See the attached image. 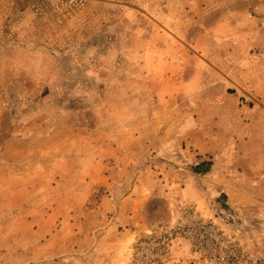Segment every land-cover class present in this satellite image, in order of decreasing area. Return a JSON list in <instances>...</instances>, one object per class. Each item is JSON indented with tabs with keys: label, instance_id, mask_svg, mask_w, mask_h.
Masks as SVG:
<instances>
[{
	"label": "rangeland",
	"instance_id": "rangeland-1",
	"mask_svg": "<svg viewBox=\"0 0 264 264\" xmlns=\"http://www.w3.org/2000/svg\"><path fill=\"white\" fill-rule=\"evenodd\" d=\"M2 21L0 264L264 258L247 162L264 0H0ZM169 118L229 155L197 156Z\"/></svg>",
	"mask_w": 264,
	"mask_h": 264
},
{
	"label": "crops",
	"instance_id": "crops-1",
	"mask_svg": "<svg viewBox=\"0 0 264 264\" xmlns=\"http://www.w3.org/2000/svg\"><path fill=\"white\" fill-rule=\"evenodd\" d=\"M5 27L6 21H2V23L0 22V34L3 32ZM254 40V42H251V152L249 153L251 160H247L251 166V252L259 251L260 248L256 249L253 246V240L258 235H261V231L264 229V55L259 53L257 54L256 52L252 51L253 44L258 43V39ZM204 76L207 75L196 71L192 78L188 80L187 86L195 87L194 90L191 91L192 94L189 96L190 101H205L208 98V88H205L208 85L206 82L200 81L201 77ZM211 84L215 85L214 88L219 91V93L224 90V86L221 83L212 81ZM211 99L214 102V100H216V96H213ZM212 104L213 103H211L209 106L214 107V104L213 106ZM239 113V109H234L232 111L233 116H230L231 122L228 121V123H240V120H238ZM198 118L199 116L197 117V120L201 122V125H208L209 121H207L206 117L200 116V119ZM227 120L228 117L223 115L222 121L219 120L217 125L223 124ZM214 122L215 119L212 120V124ZM168 124L177 125V131H175L174 135L181 134L183 130L181 129V124H183L182 121L179 119L169 118ZM183 134L185 137L187 136L186 143L189 150L193 149L196 155L199 157L206 158L207 156H215V161H218L220 160L219 157L221 155H229L227 152H230V149H220L222 147H219L217 144L212 146L215 147L214 149L209 146L207 142L208 138L211 137V139H215V135L212 132L206 133V131H199L186 133L185 131ZM215 134L217 140L223 139L222 134H219L218 132ZM224 138L231 140L234 138V136H230L228 133V135ZM233 151L234 150L232 149L231 155L234 156L237 153H233ZM203 160L204 159H201L200 161ZM257 227L258 230L261 229V231H258Z\"/></svg>",
	"mask_w": 264,
	"mask_h": 264
},
{
	"label": "built area",
	"instance_id": "built-area-1",
	"mask_svg": "<svg viewBox=\"0 0 264 264\" xmlns=\"http://www.w3.org/2000/svg\"><path fill=\"white\" fill-rule=\"evenodd\" d=\"M206 235L211 241H222L223 237H221V233L217 232L216 230L212 228L206 229ZM252 256V255H251ZM251 264H264V258L254 259L251 257Z\"/></svg>",
	"mask_w": 264,
	"mask_h": 264
}]
</instances>
